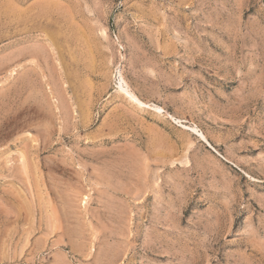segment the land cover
<instances>
[{"label": "rangeland", "instance_id": "rangeland-1", "mask_svg": "<svg viewBox=\"0 0 264 264\" xmlns=\"http://www.w3.org/2000/svg\"><path fill=\"white\" fill-rule=\"evenodd\" d=\"M0 61V264H264V0H0Z\"/></svg>", "mask_w": 264, "mask_h": 264}, {"label": "bare ground", "instance_id": "bare-ground-1", "mask_svg": "<svg viewBox=\"0 0 264 264\" xmlns=\"http://www.w3.org/2000/svg\"><path fill=\"white\" fill-rule=\"evenodd\" d=\"M66 2V1H65ZM30 9V8H29ZM28 9V10H29ZM54 10V9H53ZM17 13V12H16ZM19 14V13H18ZM22 15V14H21ZM24 15V14H23ZM41 17H44V15L43 16H41ZM45 17H47L46 15H45ZM44 17V18H45ZM26 18V17H25ZM43 18V19H44ZM37 19H38V17H37ZM39 19H40V17H39ZM42 19V18H41ZM40 19V20H41ZM45 19H47V18H45ZM23 21V20H22ZM44 21V20H43ZM45 23H46V21H44ZM26 23H28L29 24V22H28V20H27V22ZM56 23V22H55ZM26 26H27V24H25ZM30 25V24H29ZM25 26V27H26ZM23 27V26H22ZM42 28H44V27H42ZM49 28V27H48ZM65 28V27H64ZM51 29V28H50ZM29 30V26H28V28H27V31ZM32 30V29H31ZM55 30V29H54ZM62 30V29H61ZM65 30H66V28H65ZM64 30V31H65ZM26 31V32H27ZM56 31V30H55ZM69 31V30H68ZM29 32H30V30H29ZM8 33V32H7ZM51 33V32H50ZM53 33V32H52ZM66 33V32H65ZM60 35V34H59ZM68 35V34H67ZM38 36V35H37ZM40 36V35H39ZM42 36H43V34H42ZM54 36V35H53ZM66 36V35H65ZM69 36V35H68ZM9 37V36H8ZM44 37L46 38V39H53V38H51V36H50V34H49V32H48V34H47V32H46V34H44ZM35 38V37H34ZM81 38V37H80ZM42 39V38H41ZM65 39V38H64ZM73 39V38H72ZM29 40V39H28ZM58 40V39H57ZM40 41V40H39ZM48 42V41H47ZM30 43V42H29ZM41 43V42H40ZM49 43V42H48ZM52 43H54V42H52ZM36 44V43H35ZM49 44H51V43H49ZM55 44V43H54ZM59 44V43H58ZM32 45H33V43H32ZM38 45V44H37ZM36 46V45H35ZM27 47H28V45H27ZM42 47H44L43 45H42ZM42 47H40L39 46V48L38 49H36V51H33V53L35 54V52L38 54H41V50L43 51V49H45V48H42ZM56 47H59V46H56ZM49 48V47H48ZM26 49V48H25ZM15 50L16 49H14L13 51L15 52ZM60 50V49H59ZM13 51L11 50L10 52L11 53H13ZM20 51H21V49H20ZM24 51V50H23ZM22 51V52H23ZM45 51V50H44ZM8 53V54H10L11 56L12 55H14V53L13 54H11V53ZM19 52V51H18ZM27 52V51H26ZM33 53L31 52V54L33 55ZM42 53H44V52H42ZM30 55V54H29ZM4 56V55H3ZM10 56V57H11ZM38 56V55H37ZM5 57H6V54H5ZM12 57H14V56H12ZM11 57V58H12ZM4 58V57H3ZM7 58H8V56H7ZM6 58V59H7ZM38 58V57H37ZM1 60H2V58H1ZM10 60V59H9ZM1 62V61H0ZM3 64V63H2ZM122 76V75H121ZM122 78V77H121ZM120 82H121V84H120V89L121 90H123L127 95L129 94V97L131 98V99H133V100H135V101H137V102H139L140 104H146L144 101H142L134 92H132L130 89H129V86L126 84V82H125V80L122 78L121 80H120ZM158 107V106H157ZM47 126V125H46ZM20 201V200H19ZM40 203V202H39ZM58 223V222H57ZM61 225V224H60Z\"/></svg>", "mask_w": 264, "mask_h": 264}]
</instances>
